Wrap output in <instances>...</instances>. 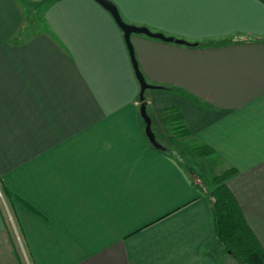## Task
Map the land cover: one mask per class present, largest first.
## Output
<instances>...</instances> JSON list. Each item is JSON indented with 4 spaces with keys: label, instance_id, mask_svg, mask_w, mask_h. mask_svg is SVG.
Segmentation results:
<instances>
[{
    "label": "crops",
    "instance_id": "1",
    "mask_svg": "<svg viewBox=\"0 0 264 264\" xmlns=\"http://www.w3.org/2000/svg\"><path fill=\"white\" fill-rule=\"evenodd\" d=\"M111 1L192 44L131 36L163 87L145 92L155 133L175 108L190 137L166 144L176 157L152 147L123 32L95 0H54L34 21L0 0V264H237L215 242L205 173L182 159L201 144L214 175L234 171L264 249V0Z\"/></svg>",
    "mask_w": 264,
    "mask_h": 264
},
{
    "label": "trees",
    "instance_id": "2",
    "mask_svg": "<svg viewBox=\"0 0 264 264\" xmlns=\"http://www.w3.org/2000/svg\"><path fill=\"white\" fill-rule=\"evenodd\" d=\"M20 1L23 5L27 4L26 0ZM48 1L51 3L54 0ZM165 89L172 90V88ZM161 119L165 128L171 132V136L168 139L170 142L174 143L178 139L190 137L183 116L178 109L169 108L165 110ZM143 124L145 126L144 121ZM156 138L159 140L157 135ZM164 146L163 152L176 157L174 151L168 146ZM211 153V150L204 145L192 144V154L195 156L206 158ZM233 172L232 169H227L214 175L212 188L211 190L207 189L214 218L215 242L220 246L221 253L225 256H230L237 264H264L263 246L249 227L238 201L227 185ZM198 179L197 185L202 189L205 183L202 180V176L198 175ZM3 192L7 196V192L4 189Z\"/></svg>",
    "mask_w": 264,
    "mask_h": 264
},
{
    "label": "water",
    "instance_id": "3",
    "mask_svg": "<svg viewBox=\"0 0 264 264\" xmlns=\"http://www.w3.org/2000/svg\"><path fill=\"white\" fill-rule=\"evenodd\" d=\"M95 1L111 14L116 24L123 32L124 40H125V43L127 45L129 55H130L131 64H132L136 79L140 85V94H139V99L141 101L140 115L145 123L146 137L154 148L159 149V150H164L165 146L157 140L155 132L153 131L152 118L150 117L147 111V101L145 100V92L147 90L160 88V87L149 84L147 80L145 79L142 71L140 70L138 61L135 56V50L132 44L131 36L133 34H143L148 37L160 39L166 42H176L179 44H186V45H192V44L185 40L176 39L174 37L166 36L162 33L153 32L147 27L136 26V25L127 23L125 20H123L117 6L111 0H95Z\"/></svg>",
    "mask_w": 264,
    "mask_h": 264
},
{
    "label": "rangeland",
    "instance_id": "4",
    "mask_svg": "<svg viewBox=\"0 0 264 264\" xmlns=\"http://www.w3.org/2000/svg\"><path fill=\"white\" fill-rule=\"evenodd\" d=\"M27 4H25V12H26V20H30V21H34V20H39L41 18V14L43 12V9H45V6L47 4H49L48 0H26ZM152 128L153 131L155 132L157 129V124H153L152 122ZM159 131L161 132V134H163V137L161 140V137L159 136ZM159 131H157V136H158V141L163 144L166 145L168 144V146L172 147V142H170L168 139L171 136V132H169L166 128L165 125L162 123L159 125ZM155 133V134H156ZM191 143V142H190ZM183 144V143H182ZM181 149L183 148V146L180 147ZM201 162V163H199ZM182 163L186 166L187 170L192 171L194 173L197 172H203L202 174L204 175L205 173V177L203 180V182L205 183L206 187L208 190H211L212 188V177L213 175L216 173V167L215 164H208L209 162H203V160L195 157L192 154H189L187 156H184V158L182 159ZM0 201L1 204L8 216V218L11 220L12 219L10 217L11 212H10V205L9 202L7 200V197L5 195V193L3 192V189H0ZM12 216V215H11Z\"/></svg>",
    "mask_w": 264,
    "mask_h": 264
}]
</instances>
